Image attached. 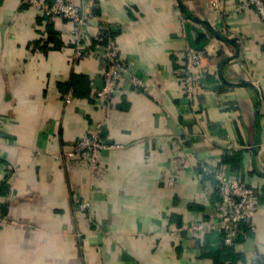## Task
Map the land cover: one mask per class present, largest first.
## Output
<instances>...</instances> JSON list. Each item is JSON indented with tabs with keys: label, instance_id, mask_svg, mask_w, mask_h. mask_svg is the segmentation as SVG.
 <instances>
[{
	"label": "crops",
	"instance_id": "crops-1",
	"mask_svg": "<svg viewBox=\"0 0 264 264\" xmlns=\"http://www.w3.org/2000/svg\"><path fill=\"white\" fill-rule=\"evenodd\" d=\"M73 1L90 16L83 44L101 52L110 32L152 95L122 79L103 120L95 96L106 62L73 61L70 22L0 0V264L264 261V21L237 10L244 0L214 10L210 0ZM189 46L207 54L193 101L183 91ZM96 131L120 147L92 168L69 154ZM226 140L249 149L227 152ZM205 164L257 191L255 228L230 249L216 226L187 231L190 221L216 223Z\"/></svg>",
	"mask_w": 264,
	"mask_h": 264
},
{
	"label": "built area",
	"instance_id": "built-area-1",
	"mask_svg": "<svg viewBox=\"0 0 264 264\" xmlns=\"http://www.w3.org/2000/svg\"><path fill=\"white\" fill-rule=\"evenodd\" d=\"M24 2L40 10L46 17L62 18L73 25L72 36L77 44L73 56L74 62L89 58L93 54H98L106 62L104 86L95 96V102L103 116V120H105L108 114L109 102L119 92L122 79H128L134 87L147 90L152 95L145 81L131 72L130 67L121 56L120 46L111 36L107 38V42L101 52H97L91 46L89 47L83 44V36L90 16L84 14L79 4L73 0H24ZM216 8L217 0H210L209 10ZM244 8L253 9L257 16L264 21V0H244L237 10ZM206 57L207 54L204 50L190 46L185 50L183 91L190 101H193L197 86L201 84L200 82L205 76L207 66L204 65V61ZM68 100L70 101L71 98ZM212 132L204 131V135L210 141L216 142L220 133L218 135H212ZM119 147L110 144L101 136L99 131H96L79 140L69 156L74 157L79 153L84 154L90 166L94 168L98 166L101 152ZM224 149L227 152H232L249 149V147L242 146L231 140H226ZM188 167V164H184L182 171ZM201 170L204 176L211 175L216 182L217 192L220 197L219 203L216 206V223L213 225L203 221H190L187 224V231L195 237H200L209 228L216 226L223 234L224 245L233 247L243 234L241 225H246L251 230L255 228L254 219L258 207L257 191L249 187L240 178L229 177L222 169H215L205 164L201 166ZM166 177L169 187H174L175 178L168 175ZM89 208L90 203L84 200L78 205L77 213H86ZM2 221L5 222L4 220ZM255 264H264V261L260 260L255 262Z\"/></svg>",
	"mask_w": 264,
	"mask_h": 264
},
{
	"label": "trees",
	"instance_id": "trees-1",
	"mask_svg": "<svg viewBox=\"0 0 264 264\" xmlns=\"http://www.w3.org/2000/svg\"><path fill=\"white\" fill-rule=\"evenodd\" d=\"M110 36H112V34L110 32L105 33L102 36V42L106 43L107 42V38L110 37ZM231 159H232V157L227 156V161H230ZM206 178L213 179V177L211 175H207ZM245 228L247 229L248 227L246 225H241V229L242 230H245ZM238 241H239V239H238ZM219 244H220V246H219L220 248H223V249H230L231 248V247H228V246L224 245L223 234H222V237L220 239Z\"/></svg>",
	"mask_w": 264,
	"mask_h": 264
}]
</instances>
